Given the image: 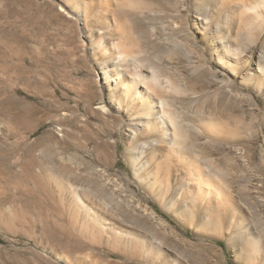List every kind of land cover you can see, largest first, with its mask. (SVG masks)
<instances>
[{
    "label": "rangeland",
    "instance_id": "1",
    "mask_svg": "<svg viewBox=\"0 0 264 264\" xmlns=\"http://www.w3.org/2000/svg\"><path fill=\"white\" fill-rule=\"evenodd\" d=\"M144 1L150 9L129 18L136 57L162 81L184 123V146L235 195L242 219L231 228L200 223L195 232L180 202L161 196L165 167L152 193L154 169L134 176L123 155L128 123L99 76L101 63L115 61L92 46L93 23L84 28L59 0H0V264H264V88L241 80L264 38L253 48L244 41L240 56L252 51L250 65L232 74L219 62L230 25L205 19L217 0ZM196 17L209 30L201 33ZM200 117L224 131L206 134ZM55 170L88 204L121 219L136 234L131 243L91 238L73 200L52 195ZM108 178L121 186L117 194Z\"/></svg>",
    "mask_w": 264,
    "mask_h": 264
},
{
    "label": "bare ground",
    "instance_id": "2",
    "mask_svg": "<svg viewBox=\"0 0 264 264\" xmlns=\"http://www.w3.org/2000/svg\"><path fill=\"white\" fill-rule=\"evenodd\" d=\"M59 1L68 13L83 21L84 28L93 23L97 28L98 36L94 37L95 39L91 38L92 46L102 57H110L109 59L115 61L111 65L101 63L98 66L99 76L103 80L102 84L106 86L108 103L117 111V115L124 117L123 119L128 123L126 129L128 148L123 155L131 165L134 176L137 178L139 169L143 171L154 169L152 173L146 172L147 176L154 179L149 187V191L152 193L157 191L155 190L157 184L155 180L158 182L160 176H158V171H163L164 168L159 169L165 167L166 170L159 181L162 185L161 196L165 198L168 194L172 195L170 203L173 206L180 202L181 210L183 209L186 217L190 218L189 224L195 225V232L201 227L200 223L212 224L217 227L224 222L230 228L237 225L245 213L242 206L237 202L235 195L219 179L220 177L218 178L208 171L196 150L184 146L186 143L184 123H182L179 113L176 114L170 109L169 101L163 92L165 86L162 87V81L157 75L151 72L152 70L144 69L136 57L135 50L138 43L135 41L129 18L132 15L148 11L150 3L144 0ZM217 3L218 9L215 8V11L210 12L205 19L217 22V18H222L227 26L230 25V40L220 47L222 57L219 62L221 61L220 63L232 74L238 71L242 72L249 67L252 59L250 57L252 51L248 56H240L241 50H245L246 47L244 41L253 48L258 47L264 38V0H217ZM196 18L203 20V18ZM208 21H202V27L198 29L201 30V33L208 29L209 23L208 25L206 23ZM196 25L197 23H194L192 28ZM106 37L111 39L109 43L104 41ZM262 60H264V44L255 69L248 71L249 73L241 78L242 82L252 81L259 91L264 88ZM170 86L172 87V85ZM195 121L203 132L210 136L221 134L224 131L223 126H219L210 117H200ZM198 152L200 153V151ZM93 169L92 171L105 175L103 169ZM51 172L49 177L52 183L50 190L52 195L60 197L65 195L73 200L74 209L83 214L82 227L84 226L86 232L90 233L91 238L103 241L105 237L106 239L108 237L116 242L131 243L133 239L131 236L135 233L124 229L121 219L109 215L107 211L103 213L99 206L97 207L93 203L88 204L76 186L69 184V181L66 183L67 181L64 182L60 179L58 170ZM106 184L114 194H117L121 189V186L113 182L112 179L108 178ZM3 187L6 186L3 184ZM105 209L108 210V207ZM149 215L150 218H153L151 214ZM194 219L197 224L196 222L194 224ZM217 234L219 235V232ZM57 258L66 260L61 255H58Z\"/></svg>",
    "mask_w": 264,
    "mask_h": 264
}]
</instances>
